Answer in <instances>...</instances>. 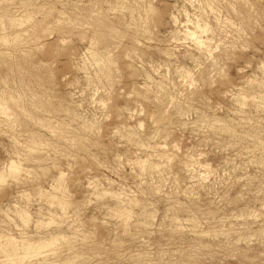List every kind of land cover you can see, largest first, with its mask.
<instances>
[{"label": "clouds", "instance_id": "9594fccd", "mask_svg": "<svg viewBox=\"0 0 264 264\" xmlns=\"http://www.w3.org/2000/svg\"><path fill=\"white\" fill-rule=\"evenodd\" d=\"M0 264H264V0H0Z\"/></svg>", "mask_w": 264, "mask_h": 264}]
</instances>
